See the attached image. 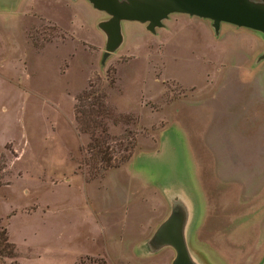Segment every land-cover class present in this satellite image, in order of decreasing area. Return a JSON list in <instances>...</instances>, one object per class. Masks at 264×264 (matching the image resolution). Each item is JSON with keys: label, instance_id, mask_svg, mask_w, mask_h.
<instances>
[{"label": "rangeland", "instance_id": "374dc122", "mask_svg": "<svg viewBox=\"0 0 264 264\" xmlns=\"http://www.w3.org/2000/svg\"><path fill=\"white\" fill-rule=\"evenodd\" d=\"M106 18L86 0H0V234L13 247L0 264H170L171 249L140 248L168 213L163 187L194 171L192 254L262 264L264 38L180 14L155 35L122 22L100 66Z\"/></svg>", "mask_w": 264, "mask_h": 264}, {"label": "water", "instance_id": "95a60500", "mask_svg": "<svg viewBox=\"0 0 264 264\" xmlns=\"http://www.w3.org/2000/svg\"><path fill=\"white\" fill-rule=\"evenodd\" d=\"M14 1V0H12ZM95 11L107 18L96 23L104 36V49L100 66L123 42L121 23L135 22L144 26L151 35L164 27L170 15L180 14L210 21V27L218 34L221 23L245 28L264 38V0H86ZM264 59V49L256 62ZM175 188L169 183L163 187L162 196L168 205V213L143 242L140 250L154 255L163 249L174 253L170 264H202L189 248L187 231L194 217V198L187 185ZM161 192V191H160ZM262 264L264 262L262 261Z\"/></svg>", "mask_w": 264, "mask_h": 264}, {"label": "crops", "instance_id": "0c3cea01", "mask_svg": "<svg viewBox=\"0 0 264 264\" xmlns=\"http://www.w3.org/2000/svg\"><path fill=\"white\" fill-rule=\"evenodd\" d=\"M182 138H183V141H184V144H185L186 150H187V152H188V149H187V146H186V141H185V137H184V135H182ZM157 141H158V142H157V146H156V148H154L153 150H151V152H153V153L160 151V148L157 149V147H158V143L161 144V143L163 142V140L160 139V138H158V136H157ZM162 150H163V149H162ZM146 152H148V151H146ZM149 152H150V151H149ZM139 153H141V152H139ZM188 155H189V152H188ZM189 159H190V162H191V166L193 167V171H194V165H193V162H192V160H191L190 155H189ZM187 180H188V178H187ZM186 185H187V190H188L190 196H192V197L194 198V193H196L197 189L200 190V189H199V186H198V183H197V181H196L195 171L193 172L192 179H191L190 181H187V184H186Z\"/></svg>", "mask_w": 264, "mask_h": 264}, {"label": "trees", "instance_id": "16d2710c", "mask_svg": "<svg viewBox=\"0 0 264 264\" xmlns=\"http://www.w3.org/2000/svg\"><path fill=\"white\" fill-rule=\"evenodd\" d=\"M110 159L105 160V164L102 166V171L110 168L112 165L109 164ZM13 256V247L7 242L5 236L0 234V260L2 258H11Z\"/></svg>", "mask_w": 264, "mask_h": 264}]
</instances>
